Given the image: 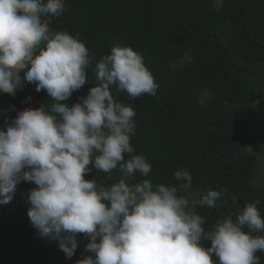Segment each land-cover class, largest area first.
<instances>
[{
	"label": "clouds",
	"instance_id": "obj_1",
	"mask_svg": "<svg viewBox=\"0 0 264 264\" xmlns=\"http://www.w3.org/2000/svg\"><path fill=\"white\" fill-rule=\"evenodd\" d=\"M214 4L219 10L224 0ZM65 11V0H0V93L15 97L27 83L51 98L21 108L0 128V204L13 199L19 183L35 185L28 191L31 225L69 260L83 236L75 264H260L259 201L243 207L235 222L229 215L206 231L197 207H215L222 193L227 199L226 189L193 195L186 169L173 172L178 185L132 182L137 173L147 176L151 164L133 154L135 110L114 96L156 94L159 85L141 54L113 46L95 63V85L69 103L89 84L95 56L78 36L50 28ZM93 169H118L122 178L111 185L86 179Z\"/></svg>",
	"mask_w": 264,
	"mask_h": 264
},
{
	"label": "trees",
	"instance_id": "obj_2",
	"mask_svg": "<svg viewBox=\"0 0 264 264\" xmlns=\"http://www.w3.org/2000/svg\"><path fill=\"white\" fill-rule=\"evenodd\" d=\"M65 4L66 11L50 28L78 36L95 56L87 70L89 84L74 92L69 103L87 95L96 83L95 63L117 45L141 54L159 85L155 95L114 96L135 110L133 154H143L151 164L147 176L137 173L132 182L148 179L154 185H178L173 172L186 169L193 177L190 191L226 189L227 199L222 193L215 207H197L206 218V231L229 215L235 222L239 211L256 201L264 218V182L256 178L259 161L253 151L260 147L264 154V0H224L219 10L214 0H65ZM205 92L209 96L202 104ZM26 97H31L30 103ZM50 99L27 83L15 97L0 93V128L21 108L50 104ZM252 127L253 144L248 148ZM85 178L111 185L122 174L118 169L110 174L93 169ZM32 187L19 183L13 199L0 204V264H75L87 240L80 237L69 260L58 242L41 237L27 215ZM256 255L264 264V251Z\"/></svg>",
	"mask_w": 264,
	"mask_h": 264
},
{
	"label": "rangeland",
	"instance_id": "obj_3",
	"mask_svg": "<svg viewBox=\"0 0 264 264\" xmlns=\"http://www.w3.org/2000/svg\"><path fill=\"white\" fill-rule=\"evenodd\" d=\"M254 129L252 127V129L250 130V133H249V136H248V148H251L252 146V141H253V138H254ZM257 156V159H258V165L256 167V173H257V180L260 182V183H263L264 182V154H263V151L261 150L260 147H257L255 150H253ZM191 193L193 195H196V192H193L191 191Z\"/></svg>",
	"mask_w": 264,
	"mask_h": 264
}]
</instances>
